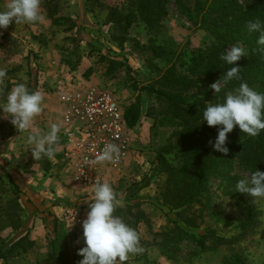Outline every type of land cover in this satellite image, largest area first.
I'll list each match as a JSON object with an SVG mask.
<instances>
[{
	"label": "rangeland",
	"instance_id": "rangeland-1",
	"mask_svg": "<svg viewBox=\"0 0 264 264\" xmlns=\"http://www.w3.org/2000/svg\"><path fill=\"white\" fill-rule=\"evenodd\" d=\"M44 1L43 23L13 21L0 28V69L7 72L0 86V105L16 84H25L30 92L42 91L43 112L34 127L46 133L51 124L61 125L59 96L68 87L105 88L125 110L136 101L142 104L141 119L129 126L128 158L121 168H102L99 179L110 183L122 201L114 215L140 235L143 253L129 254L125 264H264V199L253 198L258 220L244 230L245 207L224 191L218 175L211 176L191 206L173 208L164 203L168 175L159 153L179 125L161 113L163 103L138 88L172 65L188 74L191 58L209 45V35L180 13L175 0H170L169 15L158 27L149 29L139 19L123 43L113 38L108 15L111 7L131 9V0H55L57 16L66 20L62 25L53 23ZM241 2L246 5L250 0ZM6 3L0 0V10ZM150 44L162 45L164 55L152 58ZM233 45L245 49L241 60L250 55V46L240 42L229 44L227 50ZM152 109L154 113L147 114ZM10 120L0 109V264H79L83 257L78 252L86 246L82 222L94 202V184L80 183L61 138L54 146V160L35 161L27 143L30 130L19 133ZM166 157L178 164L177 153ZM228 175L239 180L251 173L236 158ZM188 219L194 226L186 223ZM208 229L229 241L216 244L207 239L201 248L196 239ZM11 246L19 254L2 257Z\"/></svg>",
	"mask_w": 264,
	"mask_h": 264
},
{
	"label": "trees",
	"instance_id": "trees-1",
	"mask_svg": "<svg viewBox=\"0 0 264 264\" xmlns=\"http://www.w3.org/2000/svg\"><path fill=\"white\" fill-rule=\"evenodd\" d=\"M180 13L196 28L204 30L211 41L205 48H199L191 58L188 74H181L172 65L155 81L138 88L139 91L153 95L164 104L161 113L170 120L178 122L179 129L174 131L171 141L159 153V162L166 171L167 187L164 203L173 208L191 206L207 189L212 175L221 178L225 192L244 205L246 218L241 223L247 229L257 223L258 211L252 197L244 198V194L236 191L238 180L228 175L233 161L252 172L264 171V130L256 137L240 132L236 126L228 134L226 146L229 153L224 156L213 149L209 141L215 142L222 126L209 127L203 121V111L207 103H222L226 93L246 82L249 87L264 94V52L257 49L260 32H249L248 21L259 19L264 24V0H250L246 5L241 0H175ZM131 9L125 11L111 7L108 19L113 23L112 36L123 43L132 25L142 19L150 28H156L169 15L170 0H131ZM54 24L65 23L57 16L58 8L55 0L43 3ZM234 42L250 46V55L236 65H229L220 59L226 53L227 46ZM152 58L164 55L162 45L150 44ZM115 64V62H113ZM118 65V64H116ZM233 66L241 67L240 80H232L224 86L220 93L215 94L210 85L222 79ZM115 68V66L113 67ZM113 68H109L112 70ZM137 88V85H135ZM154 109L147 114L152 115ZM142 117V104L136 101L125 110L128 126L134 127ZM175 152L179 155L178 164H173L166 154ZM15 183V182H14ZM17 186V184H15ZM188 225L195 222L188 219ZM207 239L220 244L229 239L208 229L203 237L196 239L201 248H205ZM25 248H23V251ZM8 253V254H7ZM7 255H17L14 246L7 249ZM226 264H235L227 262Z\"/></svg>",
	"mask_w": 264,
	"mask_h": 264
},
{
	"label": "clouds",
	"instance_id": "clouds-1",
	"mask_svg": "<svg viewBox=\"0 0 264 264\" xmlns=\"http://www.w3.org/2000/svg\"><path fill=\"white\" fill-rule=\"evenodd\" d=\"M42 0H7L4 10H0V28L6 29L13 21L15 24L43 23L45 17L41 11ZM247 30L260 32L257 50L264 52V24L259 19L248 21ZM247 55L245 49L233 45L220 59L229 65ZM241 67H231L223 78L210 85L215 94L230 81L242 79ZM7 75L5 69H0V86L4 84ZM3 88L0 87V92ZM44 93L32 91L25 84H16L7 94L6 103L0 105L5 118L11 117L10 122L21 132L29 131L27 143L32 146L31 153L35 161L47 157L55 159V145L59 143L58 133L61 131L59 123H53L46 133L34 127L35 118L43 112ZM203 121L209 127L222 126L218 131L215 142L209 141L213 149L227 156L229 148L226 146L228 134L238 126L240 132L250 137H256L264 130V94L258 93L244 82L236 89L228 91L222 103H207L203 111ZM121 150L118 145L108 143L101 154L88 161L89 165L116 163L120 160ZM236 191L247 194L252 198L264 199V171L252 172L250 178L239 179L235 185ZM93 201L89 204L90 211L82 222L85 247L78 255L83 259L79 264H125L129 254H142L144 249L140 245L139 233L126 224L124 220L114 215L115 210L122 206L111 184L101 182L98 178L92 186Z\"/></svg>",
	"mask_w": 264,
	"mask_h": 264
},
{
	"label": "built area",
	"instance_id": "built-area-1",
	"mask_svg": "<svg viewBox=\"0 0 264 264\" xmlns=\"http://www.w3.org/2000/svg\"><path fill=\"white\" fill-rule=\"evenodd\" d=\"M59 100L63 113L58 135L80 183L94 184L102 168H121L128 158L130 137L125 109L116 96L97 85L80 86L68 87ZM108 143L119 146L120 160L89 165Z\"/></svg>",
	"mask_w": 264,
	"mask_h": 264
}]
</instances>
